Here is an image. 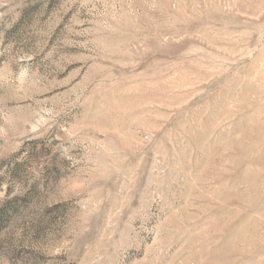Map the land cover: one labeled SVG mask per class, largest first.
Wrapping results in <instances>:
<instances>
[{"label": "rangeland", "instance_id": "obj_1", "mask_svg": "<svg viewBox=\"0 0 264 264\" xmlns=\"http://www.w3.org/2000/svg\"><path fill=\"white\" fill-rule=\"evenodd\" d=\"M0 264H264V0H0Z\"/></svg>", "mask_w": 264, "mask_h": 264}]
</instances>
